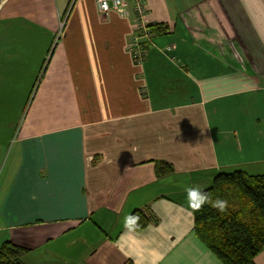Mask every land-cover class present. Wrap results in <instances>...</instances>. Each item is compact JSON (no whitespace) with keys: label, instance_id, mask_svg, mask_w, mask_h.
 Instances as JSON below:
<instances>
[{"label":"crops","instance_id":"obj_1","mask_svg":"<svg viewBox=\"0 0 264 264\" xmlns=\"http://www.w3.org/2000/svg\"><path fill=\"white\" fill-rule=\"evenodd\" d=\"M146 2L136 62L130 2L0 0V246L26 264H224L185 188L264 173V0Z\"/></svg>","mask_w":264,"mask_h":264},{"label":"trees","instance_id":"obj_2","mask_svg":"<svg viewBox=\"0 0 264 264\" xmlns=\"http://www.w3.org/2000/svg\"><path fill=\"white\" fill-rule=\"evenodd\" d=\"M150 26L154 34L165 31L163 25ZM173 171L172 163L156 162L158 177ZM201 191L208 193L212 200L227 201V207L219 211L204 204L199 211L192 210L197 237L224 264H255V257L264 251V173L218 172L212 184ZM135 214L139 215V223L133 226L137 230L152 221L142 209L136 210ZM28 251V247L5 240L0 246V264H26L23 256Z\"/></svg>","mask_w":264,"mask_h":264},{"label":"built area","instance_id":"obj_3","mask_svg":"<svg viewBox=\"0 0 264 264\" xmlns=\"http://www.w3.org/2000/svg\"><path fill=\"white\" fill-rule=\"evenodd\" d=\"M127 2L132 4L135 17V30L129 38V49L136 62L144 60L147 53V46L152 41L153 30L146 19L148 7L146 0H97L99 10L107 13L112 9L122 11ZM61 22V26H63Z\"/></svg>","mask_w":264,"mask_h":264},{"label":"clouds","instance_id":"obj_4","mask_svg":"<svg viewBox=\"0 0 264 264\" xmlns=\"http://www.w3.org/2000/svg\"><path fill=\"white\" fill-rule=\"evenodd\" d=\"M188 206L194 211H199L204 204H209L211 207L224 211L227 207V201L222 199L212 200L210 195L202 192L198 186L185 188ZM139 223V215H127L123 218V226L125 229H131L134 225Z\"/></svg>","mask_w":264,"mask_h":264}]
</instances>
